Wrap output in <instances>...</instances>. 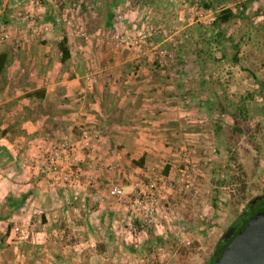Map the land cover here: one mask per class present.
Masks as SVG:
<instances>
[{"label":"crops","instance_id":"0c3cea01","mask_svg":"<svg viewBox=\"0 0 264 264\" xmlns=\"http://www.w3.org/2000/svg\"><path fill=\"white\" fill-rule=\"evenodd\" d=\"M111 2L0 0V54L5 57L0 72V224L23 220L31 239L52 230V238L59 240L54 241L52 264H102L105 253L113 258L123 253L128 208L111 195V186L131 192L150 173L163 169L168 175L177 167L181 144L193 143V153L201 146L191 134L199 104L185 102L195 91L178 78L186 76L188 62L197 66L195 55L192 60L178 57L177 67L157 68L147 46L139 54L116 47L109 39L112 33L129 35L127 29L143 25L144 14L152 20L158 11L135 8L125 15ZM250 10L254 14L248 17ZM29 13L32 23L20 18ZM206 13L213 14L211 9ZM162 17L164 12L159 22ZM245 22V30H264V10L246 9L238 24L244 27ZM78 25L88 29L91 40L76 35ZM251 38L264 44L263 35ZM90 72L94 76L88 79ZM63 138L75 145L74 157L85 173L84 186L76 192L50 189L38 176L37 164Z\"/></svg>","mask_w":264,"mask_h":264},{"label":"rangeland","instance_id":"374dc122","mask_svg":"<svg viewBox=\"0 0 264 264\" xmlns=\"http://www.w3.org/2000/svg\"><path fill=\"white\" fill-rule=\"evenodd\" d=\"M249 1L209 0L204 3L201 0H113L111 7L115 6L125 15L144 7L158 11L152 20L144 14L140 21L150 27L148 43L159 42L158 45L143 46L149 48V54L157 61V68H160L177 67L178 57L192 60L197 51L212 50L213 46L206 42L209 37L207 32L212 18L220 10L230 8L239 11L241 7H247L248 10L256 6L264 10V0ZM207 3L212 15L206 13ZM48 11L52 13V8ZM162 12L164 17L159 22L161 20L157 17ZM250 12L247 13L248 17L254 14V11ZM118 18L122 20L123 17L119 15ZM240 19L237 18L226 28L233 42L240 43L237 63L221 60L220 53L213 51L218 62H211L209 70L206 68L207 72L202 74V86L200 70L193 62H188L187 77L177 76L195 91V94L187 96L185 102L199 104L200 114L197 124L191 128V134L195 137L193 141L201 144L200 149L193 153L190 147H193V143L187 142L177 148L178 153L183 146L190 149V161L200 170L198 179L188 193L173 197L171 212L166 213L165 221L161 218V227L158 229L137 232L130 230L124 223L123 233L128 236L122 238L120 245L126 250L114 255V258L105 253L102 264H206L219 239L246 204L263 194L264 44H260L261 40L258 44L257 38L254 40L251 36L257 33V36L264 37V30L256 31L254 27L245 30L247 23H243V27L238 24ZM137 28L133 31L127 29V32L131 33L129 35L135 34L140 30V27ZM197 32L201 34L197 35ZM251 44L260 51L256 49L257 52H253V48L249 47ZM140 52L141 49H137V54ZM213 56L202 54L207 60ZM221 104L229 116L221 110ZM239 109L248 115V124L257 148L244 142L237 143L232 135L234 124L231 115L239 113ZM220 125L222 128H219ZM228 175L231 176V184L221 186L219 183ZM9 218L12 219V216ZM22 221L14 219L0 224V264H52V248L56 245L52 230L31 239L30 226ZM71 263L73 261H69ZM58 264L66 262L63 260Z\"/></svg>","mask_w":264,"mask_h":264},{"label":"built area","instance_id":"2783aa9c","mask_svg":"<svg viewBox=\"0 0 264 264\" xmlns=\"http://www.w3.org/2000/svg\"><path fill=\"white\" fill-rule=\"evenodd\" d=\"M20 18L27 23L35 19L29 14H20ZM150 27L142 25L135 34L125 36L112 33L109 39L118 47L139 49L149 44ZM76 35L89 41V34L82 25L75 26ZM6 39V36H3ZM162 54V52H161ZM163 57V56H160ZM94 76L88 74V79ZM75 145L68 138L50 148L43 156L40 164H37L38 176L45 181L50 189L79 191L84 186L85 173L78 160L74 157ZM190 149L186 146L180 148V164L171 168L168 175H164L163 169L150 173L146 182L135 183L131 192H125L121 185L111 186V195L122 199L128 208V223L130 230L137 232L161 227L163 213L171 212V205L175 195H184L190 191L200 175L199 168L190 161ZM149 173V171H146Z\"/></svg>","mask_w":264,"mask_h":264},{"label":"trees","instance_id":"16d2710c","mask_svg":"<svg viewBox=\"0 0 264 264\" xmlns=\"http://www.w3.org/2000/svg\"><path fill=\"white\" fill-rule=\"evenodd\" d=\"M208 4V3H207ZM205 6L206 9L209 8V4ZM247 7H241L239 11L230 9V8H225L220 10L212 20L211 26H209L208 34L209 37L206 39V42L208 43L209 46H213L212 50H207V51H197L196 55V64L200 70V75H201V83L203 81V76L202 74L207 72V67L208 70L211 66V62H218L217 59L213 56V51L220 53V59L221 60H230L233 63H237L239 61L237 55L239 52L240 48V43H234L232 40V37H229V34L227 33V26L234 22L237 18H242L243 13L245 14ZM197 31V30H196ZM201 33L197 35H200ZM198 43V41H195ZM61 50H62V59H66L68 57L67 50L65 48V41H62L61 43ZM208 53L209 55H212L213 57H208L211 60L204 59L202 57V54ZM5 57L4 55L0 54V72L3 69L4 63H5ZM201 86L203 85L200 84ZM221 110L224 112L226 116H229L228 113L224 110V106L221 104L220 105ZM239 113L234 112L232 116V121H233V128L231 129L232 135L236 138L235 141L238 142H244L245 144H249L250 146L257 148V145L253 141V136L251 134V130L248 124V115L245 114L244 112H240L241 109L238 110ZM219 117V116H217ZM222 128V125L219 126V128ZM238 139V140H237ZM226 179L222 180L219 184L221 186H224L226 184H231L229 181H231V176L228 175L225 177ZM260 199L257 201V206L258 210L250 212L246 217L243 216L242 213L238 215V217L235 220L242 219L241 224L238 226L235 234L226 242L223 244H219V242L215 246V250L213 254L211 255L210 259L207 261L206 264H214V262L222 255V252L224 248L231 242V240L234 238V236L241 231L247 224L248 220L261 212H264V189H263V194L261 196H258ZM256 200V197L252 200ZM247 205V204H246ZM235 224V223H234ZM237 224V223H236ZM220 245V246H219ZM105 250V249H103ZM106 251V250H105Z\"/></svg>","mask_w":264,"mask_h":264},{"label":"water","instance_id":"95a60500","mask_svg":"<svg viewBox=\"0 0 264 264\" xmlns=\"http://www.w3.org/2000/svg\"><path fill=\"white\" fill-rule=\"evenodd\" d=\"M214 264H264V212L248 220Z\"/></svg>","mask_w":264,"mask_h":264},{"label":"flooded vegetation","instance_id":"af4514ba","mask_svg":"<svg viewBox=\"0 0 264 264\" xmlns=\"http://www.w3.org/2000/svg\"><path fill=\"white\" fill-rule=\"evenodd\" d=\"M259 197H256V200L250 201L242 210V214L244 217H246L250 212L258 210L257 201L259 200ZM244 219V218H242ZM235 220L225 231V233L221 236L219 239V244L226 243L236 232L238 226L241 224V220ZM235 223V224H234ZM237 223V224H236ZM219 245V246H220Z\"/></svg>","mask_w":264,"mask_h":264}]
</instances>
